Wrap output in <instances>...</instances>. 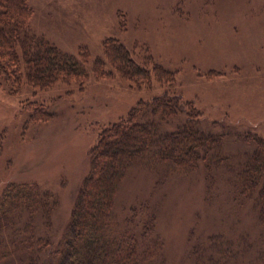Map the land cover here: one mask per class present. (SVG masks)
<instances>
[{"label": "rangeland", "instance_id": "obj_1", "mask_svg": "<svg viewBox=\"0 0 264 264\" xmlns=\"http://www.w3.org/2000/svg\"><path fill=\"white\" fill-rule=\"evenodd\" d=\"M27 3L33 33L85 63L88 76L47 88L24 78L17 88L0 75V197L9 183L29 182L56 201L49 225L40 208L36 216L35 237L47 243L42 257L36 241L31 254L21 247L29 234L28 214L22 211L18 224L4 226L8 255L0 264H29V256L57 264L53 253L65 236L102 131L165 91L191 103V117L211 147L197 156L196 167L184 170L136 162L116 186V217H131L140 229L139 217L151 213L152 232L165 243V264H194L198 255L206 264H264L263 186L253 180L241 186L258 149L256 138L264 140V0ZM108 41L131 50L152 70L151 81L119 71ZM97 60L106 72L100 77L92 68ZM154 65L171 71L173 80L160 79ZM35 103L48 119L34 117L30 105ZM179 113L159 124L163 132L176 131L187 120L183 110Z\"/></svg>", "mask_w": 264, "mask_h": 264}, {"label": "trees", "instance_id": "obj_2", "mask_svg": "<svg viewBox=\"0 0 264 264\" xmlns=\"http://www.w3.org/2000/svg\"><path fill=\"white\" fill-rule=\"evenodd\" d=\"M27 1L0 0V75L13 79L12 84L17 88L24 78L33 87L40 88L50 87L59 80L65 84L81 82L88 76L85 63L33 33L32 9ZM113 43L107 42V51L114 59V66L133 80L149 83L152 70L140 65L131 50ZM154 67L160 79L173 80L171 71L164 70L161 65ZM92 68L97 77L106 73L101 61H95ZM30 106L34 107L36 119L49 118L50 114L40 104ZM180 110L187 120L178 125L176 131L163 132L159 124L176 120ZM194 111L182 95L165 91L139 102L128 116L102 131L92 148L91 170L77 198L65 236L53 253L59 257L57 264H165V243L161 236L152 232L155 222L151 213L139 217L141 222L138 223L143 225L140 229L133 225L131 217L125 216L123 221L116 217V186L136 162L148 166L162 162L179 170L196 167L197 156L205 149L208 153L211 144L209 136L198 131L197 121L191 117ZM256 139L258 149L248 161L241 186L251 180L255 186L258 183L263 186L259 202L264 224V140ZM53 202H56L54 197L43 193L36 183H9L0 197V249H5L0 259L8 255L3 239L4 226L18 224L22 211L28 214L25 224L29 234L21 238V247H27L24 250L31 254L32 242L36 241V251L42 257L47 243L35 237V220L41 209L45 225H49ZM194 258V264H206L201 255ZM28 262L40 264L39 258L33 256H29Z\"/></svg>", "mask_w": 264, "mask_h": 264}]
</instances>
